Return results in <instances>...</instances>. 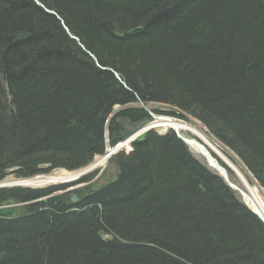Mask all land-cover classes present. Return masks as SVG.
<instances>
[{"label": "trees", "instance_id": "trees-1", "mask_svg": "<svg viewBox=\"0 0 264 264\" xmlns=\"http://www.w3.org/2000/svg\"><path fill=\"white\" fill-rule=\"evenodd\" d=\"M148 111L190 114L264 188V0H0V182L83 169ZM114 161L75 205L98 172L0 188L28 202L0 264H264V223L174 130Z\"/></svg>", "mask_w": 264, "mask_h": 264}, {"label": "rangeland", "instance_id": "rangeland-1", "mask_svg": "<svg viewBox=\"0 0 264 264\" xmlns=\"http://www.w3.org/2000/svg\"><path fill=\"white\" fill-rule=\"evenodd\" d=\"M162 105L160 104H149L148 105V108L150 110L152 109H155V108H164V107H161ZM117 111H119L121 109L120 106L116 107L115 108ZM186 118L187 119H180V118H175V120L177 122H179L180 124L186 122L187 125L191 126V127H196V126H200L201 127V130L207 134V136H209V139L213 141V143H215L214 145L218 148V149H221L223 151V153L227 156L228 154H230V156H227V158L233 162L236 167L244 174V176L246 177V179L249 180L250 182V185L251 186H254L255 184H257L259 186V189H260V192L263 194L264 196V188L260 185V183L258 182V180L256 179V177L254 176V174L250 171V169L235 155L233 154V152L228 148L226 147L225 145H223V143L221 141H219L214 135H212L210 132H208L205 127L196 119L194 118L193 116H191L190 114H187L186 115ZM156 130L160 133H165L167 132L169 129H165L164 127H159V128H156ZM142 132V131H141ZM144 133V132H142ZM182 133V132H181ZM183 133L189 137V138H198L199 136L195 133V132H191L189 129H186L183 131ZM199 139V138H198ZM109 141H108V145L107 147H109ZM130 146L132 147V144H130ZM189 146V145H188ZM220 147V148H219ZM190 150L192 151L193 155L198 159L200 160L201 162L203 163H207L206 162V158L205 156L197 153L195 151V149L191 146H189ZM110 150V149H109ZM127 153L129 152V150L127 149H124ZM212 151H214V153H216V156L219 157V154L217 153V151H215L214 149H211ZM117 155V154H116ZM115 155V156H116ZM115 156H113L112 158H110L108 160V162L104 163L105 161H102L104 165H101L100 167L94 169V170H91L90 172H86L85 174L83 175H80V173H82V170H85L87 168H89L90 166H92L93 164H95V162L97 160H100L102 158V156H97L94 160L93 163H91L89 166L83 168V169H80V170H77V171H68L66 169H60V170H56L54 171L53 173L49 174V175H45L46 177H38V178H34L33 180L32 179H27V181H30L32 183H34V185H32V183H30L29 185L25 184L24 180L23 181H19L21 179H18L16 178L14 175H10L9 177H7L3 182L5 183H10V182H14L16 181L17 183H13L15 185H20L21 187H32V188H45V187H48V186H53V185H59V184H64V182H70L69 180H72L74 179L75 177H79V176H85V175H88V174H92L94 172H98V175L92 179V181L90 182H85V183H82L80 185H78V188H84L85 186H88L89 184H92L93 186L95 187H99L105 183H107L108 181L110 180H113L116 178L117 174H118V167H117V164L116 162L114 161V158ZM217 157V158H218ZM220 160L221 163H223L226 167H228V165L225 163L224 160L218 158ZM234 159V160H233ZM224 161V162H223ZM101 162V163H102ZM99 164V163H98ZM100 165V164H99ZM211 170L215 171L214 168H212L211 166L209 167ZM230 171H228L229 173V178L230 180L236 184L240 189L243 190V188H246V185H245V180L244 178L237 173L236 170H234L233 168H231L230 166L228 167ZM66 173H68V175H71V176H75L73 178H69L67 180H56V181H52L54 179H50V178H53V177H59L60 175L61 176H64ZM67 175V174H66ZM81 177H79L81 179ZM242 177V178H241ZM50 179V180H49ZM40 180H44V181H40ZM19 181V182H18ZM40 181V182H39ZM23 184V185H22ZM42 184V185H41ZM67 184V183H66ZM73 186V185H72ZM75 186V185H74ZM80 186V187H79ZM77 188V189H78ZM238 195L240 196V199L243 201V202H247L249 204V202L246 200V198H244L240 192L238 190H236ZM244 191V190H243ZM75 192V191H74ZM246 192V191H245ZM70 193V192H69ZM69 199L71 200V194H69Z\"/></svg>", "mask_w": 264, "mask_h": 264}, {"label": "water", "instance_id": "water-1", "mask_svg": "<svg viewBox=\"0 0 264 264\" xmlns=\"http://www.w3.org/2000/svg\"><path fill=\"white\" fill-rule=\"evenodd\" d=\"M49 12L50 13H53V14H56L53 11H49ZM66 29L68 30L67 27H66ZM142 30H143V27L140 26V27L133 28V29L129 30L127 33H138V32H141ZM72 38L75 39L76 37L75 36H72ZM116 112H117V110H115L114 114L111 116L110 119L113 118V116L115 115ZM148 112H149V115L153 119H169V120H172L173 119V118H170V117L158 116V115L154 114L152 111H148ZM119 122L123 125L124 129L127 132H129V131H136V130H139V129L144 128V127L151 128V125H150L151 124L150 123L151 122V119L150 118H144V119L139 120V121L134 122V123H132L129 119H120ZM152 128H153V126H152ZM174 130H175L176 134L178 135V137L181 138L187 145L190 146V144H191L190 143V139H187V137L185 135H183L182 133H180L179 130H177L175 128H174ZM126 142L127 141L118 143L114 147V149L117 148L119 145H121L123 143H126ZM194 142L196 144L200 145L201 147H203V144L202 143H199L195 139H194ZM108 150H109V147H107L106 154L108 153ZM130 150L133 151L132 148ZM204 150H206V149L204 148ZM121 151H123V149H121L120 151H117V153H119ZM204 156L206 158L207 164L209 166H211L212 168H214L226 180V182L229 184L230 187H232L235 190H238L240 192V194H242V196L244 198H249L250 199V196H249L248 193H246L245 191H243L242 189H240L236 184H234L230 180L229 173H228V169L227 168H224L223 166H221V164H219L216 161V159L213 158L209 153H204ZM82 172L83 173L80 174V175H83V174L86 173V172H84V170ZM79 177H81V176H79ZM79 177L76 178V179H74V180H72V181H70V182H64V184H66V183L67 184H73V183L77 182L78 180H80ZM23 180L25 181V179H21L19 181H23ZM13 183H17V182L16 181L10 182V183L0 182V188H16V187H21L20 185H15ZM29 188H32V187H29ZM77 188H78V185L71 186V187L67 188L64 191H61L60 193H62V192H70L72 204L75 205V204H78L81 201V199L78 196V194L76 192H74ZM245 203L251 209V211L253 213H255L260 218V220L264 223V216L262 214H260L259 212H257V211L254 210V207H253L254 206V201L251 200V202L249 204L245 201ZM26 205H28V202H24L23 203V202H20L19 200H17L16 198H14V197H11V198H9V199H7V200H5V201H3V202L0 203V217H5V218H18V217H22V216H24L26 214V208H25Z\"/></svg>", "mask_w": 264, "mask_h": 264}, {"label": "bare ground", "instance_id": "bare-ground-1", "mask_svg": "<svg viewBox=\"0 0 264 264\" xmlns=\"http://www.w3.org/2000/svg\"><path fill=\"white\" fill-rule=\"evenodd\" d=\"M154 127L155 128H159V127H164L165 129H168V128H175V129H177V130H179V132L181 133L182 132V134L183 135H185L184 133H183V131L184 130H186V129H189L191 132H195L199 137V139L198 138H189V137H187L186 135V137H187V139H190V146L192 147V149L194 148L195 149V151L197 152V153H199V154H201V155H203L204 156V153H209L213 158H215L216 159V161L219 163V164H221V166H223L224 168H226L221 162H220V160L218 159V158H220V159H222V160H224L225 161V163L228 165V166H230L231 168H233L234 170H236L237 171V173L238 174H240L243 178H244V180H245V185H246V188H243V190L244 191H246V193H248L249 194V196H250V199L249 198H246V200L250 203L251 202V200H253L254 201V210L255 211H257V212H259L260 214H262L263 216H264V196H263V194L260 192V189H259V186L257 185V184H255L254 186H251L250 185V182H249V180L248 179H246V177L244 176V174L236 167V165L233 163V162H231L228 158H227V156H230V154H228L227 156L223 153V151L221 150V149H218L214 144L215 143H213V141L212 140H210L209 139V136H207V134H205L202 130H201V127L200 126H196V127H191V126H189V125H187L186 124V122H184V123H182V124H180L179 122H177L175 119H173V120H169V119H158V120H156L154 123ZM206 129V128H205ZM207 130V129H206ZM139 133H141V132H139ZM139 133H137L136 135H138ZM194 139L196 140V141H198L199 143H202L203 144V147L206 149V150H204V148L203 147H201L200 145H198V144H196L195 142H194ZM130 141H127L126 143H123V144H121V145H119L117 148H115L114 149V147L112 146V147H110L109 146V149L110 150H108V153L106 154V155H104V156H102V158L100 159V160H97L96 162H95V164H93L92 166H90L89 168H87L86 170H84V172H90L91 170H94V169H96V168H98V167H100L101 165H104L103 164V162L102 161H105L104 163H106V162H108V160L110 159V158H112L116 153H117V151H120L121 149H126V148H129L130 147ZM220 148V147H219ZM211 149H214L215 151H217V153L219 154V157L218 156H216V153H214V151H212ZM218 157V158H217ZM98 158V157H97ZM234 160V159H233ZM223 161V162H224ZM102 162V163H101ZM100 165H99V164ZM98 166V167H97ZM83 171V170H82ZM83 173V172H82ZM82 173H80V174H82ZM67 174V175H66ZM64 176H59V177H53V178H50V179H54V180H52V181H56V180H67V179H69V178H73V177H75L74 175L73 176H71V175H68V173H66ZM241 177V178H242ZM76 178H78V177H75L74 179H76ZM49 179V180H50ZM74 179H72V180H74ZM33 180V179H32ZM72 180H69V181H72ZM40 181H44V180H40ZM39 181V182H40ZM25 182V184H27V185H29L30 183H32V182H30V181H27V180H25L24 181ZM18 184V183H17ZM23 185V184H22ZM32 185H34V183H32ZM42 185V184H41ZM11 186V185H10ZM242 195V194H241Z\"/></svg>", "mask_w": 264, "mask_h": 264}]
</instances>
